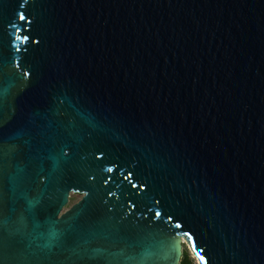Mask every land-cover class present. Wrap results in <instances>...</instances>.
Returning <instances> with one entry per match:
<instances>
[{
    "label": "water",
    "instance_id": "obj_1",
    "mask_svg": "<svg viewBox=\"0 0 264 264\" xmlns=\"http://www.w3.org/2000/svg\"><path fill=\"white\" fill-rule=\"evenodd\" d=\"M185 242L264 264V0H0V264Z\"/></svg>",
    "mask_w": 264,
    "mask_h": 264
},
{
    "label": "rangeland",
    "instance_id": "obj_2",
    "mask_svg": "<svg viewBox=\"0 0 264 264\" xmlns=\"http://www.w3.org/2000/svg\"><path fill=\"white\" fill-rule=\"evenodd\" d=\"M81 198H82V195H80V194H72L71 198H70V204L68 207H70L74 203L78 202ZM183 251L188 252L189 257L193 261V264H198V260L194 256L195 253L190 249L189 245L186 242L183 244Z\"/></svg>",
    "mask_w": 264,
    "mask_h": 264
},
{
    "label": "trees",
    "instance_id": "obj_3",
    "mask_svg": "<svg viewBox=\"0 0 264 264\" xmlns=\"http://www.w3.org/2000/svg\"><path fill=\"white\" fill-rule=\"evenodd\" d=\"M186 253H187V255H188V258H189V261H190V264H193V261L191 260V258L189 257V254H188V252L187 251H185ZM183 259H184V255H183V257H182V259H181V262H180V264H182L183 263Z\"/></svg>",
    "mask_w": 264,
    "mask_h": 264
},
{
    "label": "bare ground",
    "instance_id": "obj_4",
    "mask_svg": "<svg viewBox=\"0 0 264 264\" xmlns=\"http://www.w3.org/2000/svg\"><path fill=\"white\" fill-rule=\"evenodd\" d=\"M194 256H195V258L198 260V258H197V256H196V254H194ZM198 264H200L199 260H198Z\"/></svg>",
    "mask_w": 264,
    "mask_h": 264
},
{
    "label": "flooded vegetation",
    "instance_id": "obj_5",
    "mask_svg": "<svg viewBox=\"0 0 264 264\" xmlns=\"http://www.w3.org/2000/svg\"><path fill=\"white\" fill-rule=\"evenodd\" d=\"M185 252V251H184ZM184 252H183V255H184ZM183 257V256H182Z\"/></svg>",
    "mask_w": 264,
    "mask_h": 264
}]
</instances>
